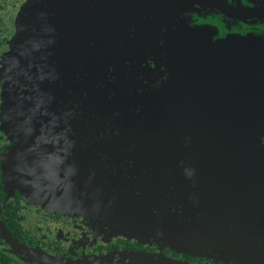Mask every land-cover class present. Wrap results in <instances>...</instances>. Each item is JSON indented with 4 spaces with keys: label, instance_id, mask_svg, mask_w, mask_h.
<instances>
[{
    "label": "flooded vegetation",
    "instance_id": "flooded-vegetation-1",
    "mask_svg": "<svg viewBox=\"0 0 264 264\" xmlns=\"http://www.w3.org/2000/svg\"><path fill=\"white\" fill-rule=\"evenodd\" d=\"M178 1L169 22L214 27L213 42L264 38L263 15ZM110 18V0H0V264H264L257 217L224 212L264 195V169L202 165L195 143L163 148L151 105L133 99L168 81L169 62L157 36L134 41L117 80Z\"/></svg>",
    "mask_w": 264,
    "mask_h": 264
},
{
    "label": "water",
    "instance_id": "water-1",
    "mask_svg": "<svg viewBox=\"0 0 264 264\" xmlns=\"http://www.w3.org/2000/svg\"><path fill=\"white\" fill-rule=\"evenodd\" d=\"M206 1L189 2L204 5ZM248 1L252 5L243 4L236 13L225 0H209L225 15L244 23L255 16H264V6ZM181 4L178 0H110V67L116 69L113 75L117 80H125L122 66L124 59L131 55L134 41L146 44L148 38L155 40L157 36L162 60L165 55L169 62L167 82L140 99L135 100L130 94L124 100L132 98L151 105L152 114L146 123L152 118V125H147V131L150 127L154 129L155 122L159 124L165 149L176 148V144L187 149L189 143H195V149L206 150V154L195 156L202 165H223L227 170L230 165L243 166L238 169L240 173L246 166L264 169V38L249 35L246 40V34L241 38L233 33L213 42L217 32L214 27H183V24H172L164 16ZM153 10L162 15V22L157 17H149ZM144 13L148 21L144 20ZM135 15L137 18L133 19ZM71 75L68 81L73 83ZM112 100L117 103L120 99ZM159 110L161 114L155 113ZM177 125L179 133L193 132L194 140L192 137L189 141L186 138L176 141ZM259 176L264 180L263 173ZM262 190L258 195L249 196V200L238 201L237 210H231L234 205L224 210L227 215L240 216L243 222L257 217L253 222L259 229V261H264Z\"/></svg>",
    "mask_w": 264,
    "mask_h": 264
}]
</instances>
